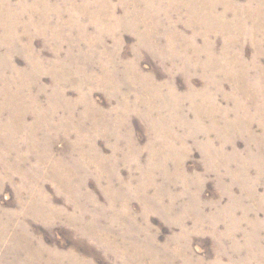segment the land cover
I'll return each instance as SVG.
<instances>
[{"label":"rangeland","instance_id":"374dc122","mask_svg":"<svg viewBox=\"0 0 264 264\" xmlns=\"http://www.w3.org/2000/svg\"><path fill=\"white\" fill-rule=\"evenodd\" d=\"M0 264H264V0H0Z\"/></svg>","mask_w":264,"mask_h":264}]
</instances>
